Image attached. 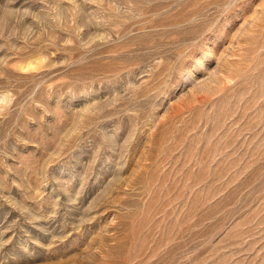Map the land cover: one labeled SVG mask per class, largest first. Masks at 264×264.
<instances>
[{"label":"rangeland","instance_id":"1","mask_svg":"<svg viewBox=\"0 0 264 264\" xmlns=\"http://www.w3.org/2000/svg\"><path fill=\"white\" fill-rule=\"evenodd\" d=\"M0 264H264V0H0Z\"/></svg>","mask_w":264,"mask_h":264}]
</instances>
